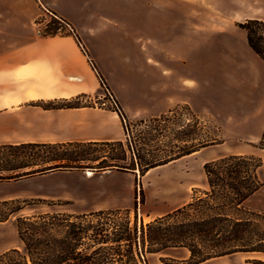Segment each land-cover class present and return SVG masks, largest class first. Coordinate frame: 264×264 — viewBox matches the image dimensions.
Returning a JSON list of instances; mask_svg holds the SVG:
<instances>
[{"label":"crops","instance_id":"0c3cea01","mask_svg":"<svg viewBox=\"0 0 264 264\" xmlns=\"http://www.w3.org/2000/svg\"><path fill=\"white\" fill-rule=\"evenodd\" d=\"M98 4L99 0H0V146L124 141L117 112L84 105L46 106L98 89L97 70L90 59L109 80L103 60L114 57L120 79L114 91L130 122L187 106L196 115L242 116L230 126L245 127L246 117L264 110V62L237 25L250 19L264 21V0H146L141 30L148 37L143 57L133 51L134 45L128 53L121 38H104L117 32ZM46 12L72 25L83 44L71 35L43 36L37 20ZM62 173L0 182L19 187V192L0 194V201L26 196L30 182ZM77 209L76 214H85L102 207ZM2 224L13 227L14 219ZM19 247L14 239L4 251Z\"/></svg>","mask_w":264,"mask_h":264},{"label":"trees","instance_id":"16d2710c","mask_svg":"<svg viewBox=\"0 0 264 264\" xmlns=\"http://www.w3.org/2000/svg\"><path fill=\"white\" fill-rule=\"evenodd\" d=\"M237 25L246 32L250 48L264 62V21L250 19ZM40 33L46 37L59 35L52 29ZM74 36L81 45L76 32ZM46 106L73 108L79 105L64 101ZM116 111L128 135L129 121L120 107L117 106ZM128 139L127 149L123 141L2 145L0 182L87 169L136 175L137 168H141L140 174L144 176L150 169L170 162L142 165L143 159L135 152L131 138ZM204 147L206 145H201L200 149ZM100 148H109L110 152L97 154ZM257 148L264 152V128ZM200 149L184 152L175 159ZM96 162L98 164L94 165ZM203 168L207 190L146 224L139 221L136 211L132 220L130 209L17 216L20 248L2 253L0 264H148L147 254L170 249H187V264H202L237 253L264 254V212L246 206L250 197L264 186L261 176L264 157L227 155L205 163ZM22 209L12 210L10 215Z\"/></svg>","mask_w":264,"mask_h":264},{"label":"rangeland","instance_id":"374dc122","mask_svg":"<svg viewBox=\"0 0 264 264\" xmlns=\"http://www.w3.org/2000/svg\"><path fill=\"white\" fill-rule=\"evenodd\" d=\"M145 4L146 0H99L98 6L105 12L107 23L115 26L117 32V35L113 34L114 31L108 32L104 38L110 40L121 38L128 53L135 47L133 51H139L142 57L145 56L148 33L141 30V25L145 24L146 19ZM37 24L39 31L52 29L59 33L58 36L71 35L75 39L76 32L82 42L78 31L54 13L42 14ZM87 54L90 56L88 51ZM90 60L97 70L100 85L95 92L79 96L72 101L79 106L97 107L117 113L118 106L126 117L114 91L116 84H120L114 57H105L103 60L109 71V80L102 75L94 60ZM242 118V116L235 118L231 114L229 118L221 119L196 115L187 106L174 110V113L161 115L155 118L156 120L147 118L130 122L126 117L129 121V133L123 141L125 148L127 149L130 137L135 152L143 159L142 165L147 162L170 161L169 164L158 166L144 176L140 174L141 168H137L136 175L111 170L92 172L94 175L88 177L86 172L90 170L87 169L63 171L65 173L57 176L30 182L25 187L28 191L26 196L0 201V220L14 219L13 227L4 226L2 223L6 221L0 222V255L14 239L19 241L15 224L17 216L53 212L76 214L77 208L82 205H98L102 210L130 209L132 220L136 211L139 221L142 220L146 224L169 209L187 204L194 195H201L200 192L208 189L203 168L205 163L227 155L264 157V152L257 148L264 128V110L252 112L249 118L246 117L248 121L245 127L230 126L233 119ZM201 145L206 147L200 149ZM196 149L200 150L174 161L180 154ZM109 152V148H100L97 154ZM97 164L98 162L94 163ZM261 176L264 179V169ZM80 185L85 188L79 189ZM9 192H19V187L0 185V194ZM246 206L251 210L264 212V189L248 200ZM19 207L23 209L17 214L10 215L12 210ZM188 259L187 249H170L158 254H147L148 264H187ZM263 263L264 255L251 253L216 258L205 264Z\"/></svg>","mask_w":264,"mask_h":264},{"label":"bare ground","instance_id":"6f19581e","mask_svg":"<svg viewBox=\"0 0 264 264\" xmlns=\"http://www.w3.org/2000/svg\"><path fill=\"white\" fill-rule=\"evenodd\" d=\"M94 174L92 172H88L87 176L92 177Z\"/></svg>","mask_w":264,"mask_h":264},{"label":"water","instance_id":"95a60500","mask_svg":"<svg viewBox=\"0 0 264 264\" xmlns=\"http://www.w3.org/2000/svg\"><path fill=\"white\" fill-rule=\"evenodd\" d=\"M88 172H92V171H87L86 173L88 174Z\"/></svg>","mask_w":264,"mask_h":264}]
</instances>
